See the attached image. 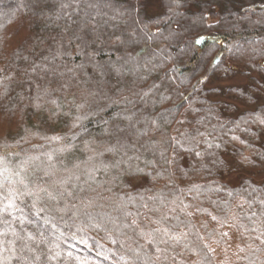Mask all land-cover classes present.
I'll list each match as a JSON object with an SVG mask.
<instances>
[{
	"label": "trees",
	"instance_id": "1",
	"mask_svg": "<svg viewBox=\"0 0 264 264\" xmlns=\"http://www.w3.org/2000/svg\"><path fill=\"white\" fill-rule=\"evenodd\" d=\"M261 120L264 0H0V264H264Z\"/></svg>",
	"mask_w": 264,
	"mask_h": 264
},
{
	"label": "snow or ice",
	"instance_id": "2",
	"mask_svg": "<svg viewBox=\"0 0 264 264\" xmlns=\"http://www.w3.org/2000/svg\"><path fill=\"white\" fill-rule=\"evenodd\" d=\"M119 39V38H117ZM201 41L200 39H197L195 41V43L199 44ZM93 95H95V93H92ZM82 106V105H81ZM260 123L264 124V120H261ZM107 131V130H106ZM125 131V129L123 127H120V126H117V128L115 129V132L116 133H123ZM109 134H113L111 132H109ZM120 137H118V143L120 142ZM197 156L200 155V153H196ZM260 159L264 160V157H260ZM239 163L241 165H251L254 163V161L252 160V158L250 156H245L243 153L240 154V160H239ZM40 191H46L48 193V197L49 199H52V200H55L57 199V195L56 194H53L52 191L50 190H47V189H44V188H40L39 189ZM64 193H59V195H63ZM91 203V201L89 202ZM243 205H237V207H242ZM15 207V205L13 203H9L7 205H5V208L4 209H0V212H3V211H6L7 209L9 208H13ZM8 215H11V213L9 212ZM253 215H255V213H253ZM213 220H215L219 225H221V227H231L232 225L229 223L228 219H224V218H217L216 216H213L212 217ZM232 220H235L237 219V217L235 216V214L232 215L231 217ZM135 223V222H134ZM158 233H162L163 235L159 238V240L157 239V234ZM140 234L142 236L145 237V239L147 240V243L151 246H155L156 247V252L157 253H160L162 250L157 246L158 243H167V241H165L163 239V236H168V230L167 229H155L151 232H148V233H144L143 230H141ZM220 236L221 238L225 237V236H228V233L227 232H221L220 233ZM28 239H32V237H28ZM169 239H173V240H177L179 239V237L177 236H170ZM205 247H207V245H205ZM145 256L147 257V259L149 261H152L153 260V256L152 255H149L147 252L145 253ZM38 258V257H37ZM168 257L167 256H161V255H155V260L157 261H160L162 259L166 260Z\"/></svg>",
	"mask_w": 264,
	"mask_h": 264
},
{
	"label": "rangeland",
	"instance_id": "3",
	"mask_svg": "<svg viewBox=\"0 0 264 264\" xmlns=\"http://www.w3.org/2000/svg\"><path fill=\"white\" fill-rule=\"evenodd\" d=\"M152 10V13H158V8L157 5L154 4L150 7ZM241 86V85H245V81L242 80L240 77L235 78L234 80L222 83L221 86L222 87H226V86ZM255 181L257 182H261L264 180V173H252L251 176ZM236 178H234V180L232 179L231 183H235L236 182Z\"/></svg>",
	"mask_w": 264,
	"mask_h": 264
}]
</instances>
